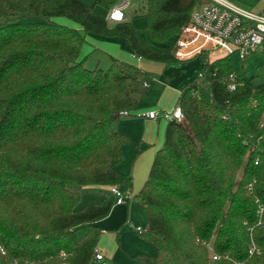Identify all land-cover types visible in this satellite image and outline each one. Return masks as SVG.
Wrapping results in <instances>:
<instances>
[{
	"label": "trees",
	"instance_id": "obj_1",
	"mask_svg": "<svg viewBox=\"0 0 264 264\" xmlns=\"http://www.w3.org/2000/svg\"><path fill=\"white\" fill-rule=\"evenodd\" d=\"M205 2L144 0L149 39L175 37ZM88 32L125 38L136 57L178 61L140 42L128 19L108 21L80 0H0V264H89L101 234L95 223L115 197L76 208L82 188L131 191L130 173L116 168L129 142L117 124L120 111L132 115L149 73L118 59L87 68ZM194 57L199 75L177 99L183 120L167 121L135 196L147 220L139 234L155 254L131 258L264 264V81L239 74L228 55ZM251 242L258 254L248 253Z\"/></svg>",
	"mask_w": 264,
	"mask_h": 264
},
{
	"label": "crops",
	"instance_id": "obj_2",
	"mask_svg": "<svg viewBox=\"0 0 264 264\" xmlns=\"http://www.w3.org/2000/svg\"><path fill=\"white\" fill-rule=\"evenodd\" d=\"M238 2L253 11H264V0H257L253 3L247 0H238ZM85 38L86 40L81 48L87 53L85 60L89 55L99 52V54L108 58V62H111L113 59L127 61L136 64L149 73L145 80L146 91L139 97L137 106L130 113L132 115L121 116V120L117 124V130L129 138V142L123 146V149L127 147L130 148L131 151H135L134 157L138 155L137 159L141 158L140 161L145 163V168L140 178H137L138 172H135V170L137 171L136 167L134 166L133 168L135 176L134 182L136 183L135 188H140L139 185H142L147 176L153 154L156 153L163 143L164 130L168 120L161 117L160 111L169 110L177 103L178 96L183 88L198 76L201 62L197 57H192L183 60L178 59V61L174 63L164 64L159 61L136 57L130 48L129 42L121 36H103L89 32L86 34ZM148 111H156V117L151 118L142 115V113ZM130 172L129 169V173ZM131 183L133 186L132 175ZM109 187V185H103L102 188H104L107 193L111 194ZM106 196L107 194H105L102 199ZM126 202L127 200L121 204L114 203L109 213L95 223L101 230L97 250L101 251L107 261L110 260L112 264H120L116 261L119 260V258L116 257L117 247H120L123 226L126 223H130V220H128L129 206L125 205ZM123 214L127 215L124 220ZM135 216H137V214ZM136 227H140V225L135 226V230ZM140 228L146 229L147 227ZM103 236H107L109 239H115L117 244L116 249L113 250V246L100 245L99 242H101ZM108 252H110V259H108L107 256ZM135 254L137 253L130 252V260L135 261L131 258V256Z\"/></svg>",
	"mask_w": 264,
	"mask_h": 264
},
{
	"label": "built area",
	"instance_id": "obj_3",
	"mask_svg": "<svg viewBox=\"0 0 264 264\" xmlns=\"http://www.w3.org/2000/svg\"><path fill=\"white\" fill-rule=\"evenodd\" d=\"M129 0H119L109 9L106 19L108 21H123L127 19ZM220 49L224 55L236 54L238 59L244 61L247 56L256 54L264 60V11H253L239 7L229 0H207L204 4L195 7L189 19L182 25L174 38L173 55L183 60L189 59L202 51ZM199 75V74H198ZM229 90L237 85L236 74L229 73L226 78ZM146 86V82H144ZM161 117L166 120L181 122L183 113L176 103L169 110H161ZM120 116H128L126 110L119 112ZM143 116L155 118L156 111L142 113ZM110 193L115 197V204L124 203L131 193L122 191L113 185L109 187ZM262 212V207L259 208ZM145 229L136 227L137 232ZM0 251L3 249L0 247ZM249 254H258L259 248L254 242L248 246ZM217 259L219 255H212ZM89 264H109L104 254L97 250ZM240 264V263H237Z\"/></svg>",
	"mask_w": 264,
	"mask_h": 264
},
{
	"label": "rangeland",
	"instance_id": "obj_4",
	"mask_svg": "<svg viewBox=\"0 0 264 264\" xmlns=\"http://www.w3.org/2000/svg\"><path fill=\"white\" fill-rule=\"evenodd\" d=\"M80 1L87 5L92 6V10L95 14L103 18H106L107 13L109 9L111 8V6L114 4V2H117L119 0L108 2L106 5L96 3L95 0H80ZM229 1L238 5L241 8L252 10L244 6L242 3H239L238 0H229ZM247 1L253 3L257 0H247ZM144 10H145L144 0H129V5L126 9L128 20L135 27L139 41L144 44L158 48V49H168L172 51L174 48V38L175 37L171 36L163 42H156V41L149 39L148 34H147V29H146L147 17L144 14ZM57 21L60 23L74 26V23L67 20L66 18H57ZM80 54H81V57H84L86 56L87 53H85V51L81 49ZM222 55H224V53L220 49H213L209 51L210 58H215V57H219ZM228 57L230 59V62L234 66L235 70L239 74H242L248 78L252 77L253 81L255 82L264 81V60L261 56H258L256 54H251L247 56L244 61L239 60L236 54H231ZM84 64L89 69H93L96 66L106 69L107 67H109L111 62L110 61L108 62V58H106V56L99 54V52H95L94 54L86 57ZM134 155H135V151L133 150L131 151L130 148L125 147V149H123V160L116 165V168L122 173L123 172L128 173L130 169L131 171L130 174L132 175V178H133V186L131 187V195H130L131 199L129 198L125 204L126 206H129L128 220H130V223H126L123 226V229L121 231L122 238L120 240V247H117L115 239H109L107 236H103V238L101 239V242H99L100 245H103V246H109V247L113 246V250L116 249L117 247L116 257L119 258V260H116V261H118L120 264H136L135 261L130 260V257H129L130 252H134L137 254L145 253L149 255L155 254L154 245L145 241L143 237L141 236V234L137 233V231L134 228L137 225H140V227L142 228L147 227V220H146L144 211L140 207L139 202L137 198L135 197L139 187L135 188L136 183L134 182L135 176H134V170H133L135 166L137 169V171L135 170V172L136 173L138 172L137 178H140L143 174L145 163L140 161L141 158L137 159L138 155L136 157H134ZM102 187L103 185H97V184L84 186L81 190V198L78 204L76 205V208H82L86 205H89L92 203H98L102 201V197L105 194L109 195V193H107V191H105V189ZM136 214L137 216H135ZM123 216H124L123 220L126 219L127 215L123 214ZM82 230H83V226H79L78 234L80 236L83 232ZM107 256H108V259H110V252L107 253ZM108 263L112 264V262L110 263V260L108 261Z\"/></svg>",
	"mask_w": 264,
	"mask_h": 264
}]
</instances>
